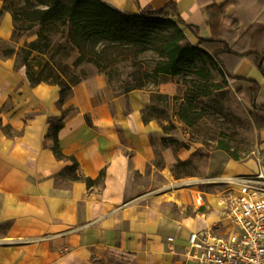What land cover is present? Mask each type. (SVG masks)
<instances>
[{
    "label": "crops",
    "instance_id": "1",
    "mask_svg": "<svg viewBox=\"0 0 264 264\" xmlns=\"http://www.w3.org/2000/svg\"><path fill=\"white\" fill-rule=\"evenodd\" d=\"M105 1L130 15L173 2L182 20L208 40L224 22L217 6L226 2ZM230 1L226 17L242 29L264 31V0ZM186 35L188 43L198 45L191 30ZM235 76L239 80L230 85L236 93L256 82L264 99V76L248 59L239 63ZM60 97L58 86L32 85L24 65L16 68L13 57H0V264H180L189 234L216 224L221 216L198 228L190 220L212 213L177 215L168 201L143 191L137 182L136 175L149 168L162 173L154 164L156 146L163 145L162 127L143 118L150 93L115 94L107 76L96 71L72 88L64 104ZM70 108L75 111L59 131L58 143L64 155L79 163L78 176L96 181L105 170L103 180L91 187L68 175L73 162L58 159L48 137L50 121ZM171 154L166 149L168 162ZM244 172L234 164L233 175H248Z\"/></svg>",
    "mask_w": 264,
    "mask_h": 264
},
{
    "label": "rangeland",
    "instance_id": "2",
    "mask_svg": "<svg viewBox=\"0 0 264 264\" xmlns=\"http://www.w3.org/2000/svg\"><path fill=\"white\" fill-rule=\"evenodd\" d=\"M45 1L53 3L54 0ZM31 5H34L33 9H47L38 0L0 2V57H13L16 68L26 61L35 71L44 68L49 82L61 79L78 84L99 71L92 63L76 64L80 53L73 43L69 23L30 20ZM12 11L17 13V20L13 19ZM33 42L38 43L40 51H29ZM114 45L112 47L118 46ZM112 47L109 46L105 55L98 59L107 67L105 72L111 78L110 85L115 94H122L126 87L143 86L152 96L148 116L158 119L164 137L176 139L178 143L167 147L157 145L154 164L162 173L149 168L145 175H136L137 182L143 186V191H152L168 201L177 215L181 212L183 216L214 212L217 218L221 216L222 221L228 222V215L222 213L230 211L239 191L225 179H218L226 173L212 169L210 157L217 152L225 154L232 163L245 170L243 174L264 172V113L248 106L227 82L221 68L208 62L210 84L215 86L210 97L198 103L201 120L189 127L181 122L179 113L186 93L191 89L189 81L194 76L187 73L167 78L163 83L167 82L168 86L163 91L150 77L151 69L159 60L156 49L141 53L140 45ZM155 47L160 46L156 44ZM10 49L16 54L9 55ZM8 108L9 105L1 110ZM168 148L172 152L169 162L166 159ZM199 195L204 198L202 206H198Z\"/></svg>",
    "mask_w": 264,
    "mask_h": 264
},
{
    "label": "trees",
    "instance_id": "3",
    "mask_svg": "<svg viewBox=\"0 0 264 264\" xmlns=\"http://www.w3.org/2000/svg\"><path fill=\"white\" fill-rule=\"evenodd\" d=\"M27 1L30 2V0ZM38 2L47 6V9H33L34 5H31L30 20L69 23L73 30V43L80 53L76 64L79 65L83 62L94 64L100 73H104L108 77L110 83L111 78L105 72L107 67L102 66L98 57L104 56L109 50V46H115L114 44H118L117 47H112L114 49L140 45L142 47L141 53L156 49L159 60L150 73L155 85L162 84L167 78L191 73L194 76L189 81L191 89L187 91L186 100L179 113L181 122L189 127L201 120L202 114L198 103L210 97L212 88L215 86L210 84L208 62L221 68L228 83L239 80L235 76V70L244 59H248L264 76V31H256L254 27L242 29L236 21L226 17V9L232 3L230 0H226L222 5L217 6L223 15L224 22L213 28L214 36L210 40L198 36L194 28L182 20L173 2L168 3L160 10L142 13L141 15L122 13L105 0H66L64 2L54 0L53 3L38 0ZM12 16L14 20H17L18 15L15 11H12ZM170 29L173 31H166ZM187 29L191 30L199 39L197 46L187 42ZM156 44L160 47H155ZM29 51H40L38 43H31ZM8 54L14 55L16 52L10 49ZM24 66L32 85L48 83L60 88V104L65 103L72 93V88L77 85V83L71 84L61 79H57L56 82H49L45 78L44 68L35 71L28 61L24 62ZM251 83L252 87L249 90H240L237 95L248 106L264 113V99L260 95L261 88L256 82ZM144 89L143 86L126 87L123 93L127 94L133 90ZM149 109L150 107H147L143 111V118L146 123L151 120H158L156 117L148 116ZM74 111V108L67 109L59 119L50 121L51 131L48 137L53 140L52 150L55 156L60 160L65 159L73 162V165L66 169L68 175L73 180L83 181L91 187L103 180L106 174L105 170L100 173L96 181L78 176L76 172L79 169V163L74 157L64 155L58 143V133L65 126L67 117ZM85 119L88 126L93 127L89 115H85ZM176 143V139L171 137L162 139V144L165 147ZM231 157L237 160L235 157Z\"/></svg>",
    "mask_w": 264,
    "mask_h": 264
},
{
    "label": "built area",
    "instance_id": "4",
    "mask_svg": "<svg viewBox=\"0 0 264 264\" xmlns=\"http://www.w3.org/2000/svg\"><path fill=\"white\" fill-rule=\"evenodd\" d=\"M225 181L239 191L230 211L223 212L229 221L191 232L180 264H264V172ZM197 200L204 205L203 195Z\"/></svg>",
    "mask_w": 264,
    "mask_h": 264
},
{
    "label": "bare ground",
    "instance_id": "5",
    "mask_svg": "<svg viewBox=\"0 0 264 264\" xmlns=\"http://www.w3.org/2000/svg\"><path fill=\"white\" fill-rule=\"evenodd\" d=\"M210 166L212 169L214 170H218L219 173H226L223 178H218L221 180H229L232 177V169L234 167V164L232 163V161L230 160V158H228V156H226L223 153H214L211 155L210 157ZM217 180V179H215ZM211 182H217V181H211ZM215 214L212 213L210 216H202L200 219L198 220H190L191 222L195 223V225L198 228L201 227H206L207 224L209 223V220L214 218Z\"/></svg>",
    "mask_w": 264,
    "mask_h": 264
}]
</instances>
